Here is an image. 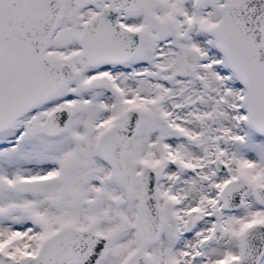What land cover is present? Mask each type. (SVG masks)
<instances>
[{
  "label": "snow or ice",
  "instance_id": "obj_1",
  "mask_svg": "<svg viewBox=\"0 0 264 264\" xmlns=\"http://www.w3.org/2000/svg\"><path fill=\"white\" fill-rule=\"evenodd\" d=\"M0 264H264V0H0Z\"/></svg>",
  "mask_w": 264,
  "mask_h": 264
}]
</instances>
